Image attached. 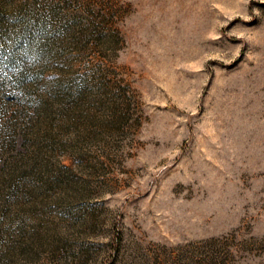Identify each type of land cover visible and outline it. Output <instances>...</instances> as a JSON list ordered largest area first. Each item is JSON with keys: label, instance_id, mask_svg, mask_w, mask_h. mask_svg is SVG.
<instances>
[{"label": "rangeland", "instance_id": "rangeland-1", "mask_svg": "<svg viewBox=\"0 0 264 264\" xmlns=\"http://www.w3.org/2000/svg\"><path fill=\"white\" fill-rule=\"evenodd\" d=\"M0 264H264V0H0Z\"/></svg>", "mask_w": 264, "mask_h": 264}]
</instances>
